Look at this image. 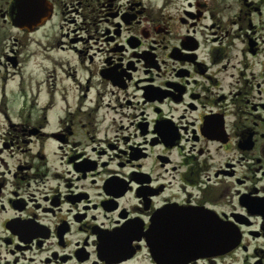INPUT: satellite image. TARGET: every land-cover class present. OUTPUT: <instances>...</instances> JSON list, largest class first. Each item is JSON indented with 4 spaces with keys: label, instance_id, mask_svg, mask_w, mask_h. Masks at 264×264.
Returning <instances> with one entry per match:
<instances>
[{
    "label": "flooded vegetation",
    "instance_id": "1",
    "mask_svg": "<svg viewBox=\"0 0 264 264\" xmlns=\"http://www.w3.org/2000/svg\"><path fill=\"white\" fill-rule=\"evenodd\" d=\"M43 1L0 0V264H264V0Z\"/></svg>",
    "mask_w": 264,
    "mask_h": 264
},
{
    "label": "water",
    "instance_id": "2",
    "mask_svg": "<svg viewBox=\"0 0 264 264\" xmlns=\"http://www.w3.org/2000/svg\"><path fill=\"white\" fill-rule=\"evenodd\" d=\"M24 1L26 0H18L17 5H19L21 9H22V2ZM43 3H44L43 0H36L35 9L32 11V16L35 18L36 22H38L37 24L43 21L48 15V12L45 10ZM45 12L47 13L46 15H45ZM20 14H21L20 21L22 22H28L31 18V11L28 10V7L20 10ZM190 236H191V233L188 231L185 234H180V236L177 238V242L180 248H183L186 246L187 251H189L192 254L211 253L217 250L216 242L212 240V241H208L203 244H199V241L197 240V236H196V242H195V248H194V242L188 241ZM228 243H231L230 239H228Z\"/></svg>",
    "mask_w": 264,
    "mask_h": 264
},
{
    "label": "rangeland",
    "instance_id": "3",
    "mask_svg": "<svg viewBox=\"0 0 264 264\" xmlns=\"http://www.w3.org/2000/svg\"><path fill=\"white\" fill-rule=\"evenodd\" d=\"M38 59V58H37Z\"/></svg>",
    "mask_w": 264,
    "mask_h": 264
}]
</instances>
